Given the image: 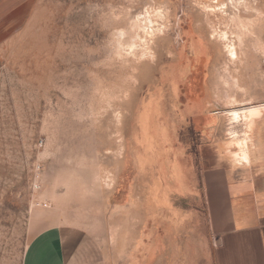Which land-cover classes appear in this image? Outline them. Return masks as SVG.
Masks as SVG:
<instances>
[{"label": "rangeland", "instance_id": "rangeland-1", "mask_svg": "<svg viewBox=\"0 0 264 264\" xmlns=\"http://www.w3.org/2000/svg\"><path fill=\"white\" fill-rule=\"evenodd\" d=\"M12 15L0 19V264H22L53 225L90 233L110 264L154 243L160 264V235L205 253L211 180L264 174V111L249 164L226 151L227 110L264 105V0H35ZM161 211L197 225L164 232Z\"/></svg>", "mask_w": 264, "mask_h": 264}, {"label": "crops", "instance_id": "crops-1", "mask_svg": "<svg viewBox=\"0 0 264 264\" xmlns=\"http://www.w3.org/2000/svg\"><path fill=\"white\" fill-rule=\"evenodd\" d=\"M34 2L0 0V19L27 11ZM232 170L243 172L244 178L211 180L210 225L217 242L198 254L195 242L165 243L160 235V264H264V174L261 178L251 166H232ZM260 171L264 172V165ZM196 221L194 212H160V226L167 233L194 230ZM142 250L145 253L139 259L126 256L113 264H157L150 258L158 251L157 244H147ZM22 264L110 263L90 233L72 225H53L28 244Z\"/></svg>", "mask_w": 264, "mask_h": 264}, {"label": "bare ground", "instance_id": "bare-ground-1", "mask_svg": "<svg viewBox=\"0 0 264 264\" xmlns=\"http://www.w3.org/2000/svg\"><path fill=\"white\" fill-rule=\"evenodd\" d=\"M231 54L234 56L236 53L232 50ZM263 111L264 105L232 107L227 110L232 125L230 130L232 141L226 146V151L228 155L232 156L237 166H243L250 162L249 144L257 132L258 122Z\"/></svg>", "mask_w": 264, "mask_h": 264}]
</instances>
